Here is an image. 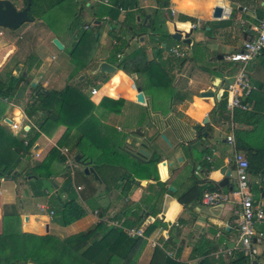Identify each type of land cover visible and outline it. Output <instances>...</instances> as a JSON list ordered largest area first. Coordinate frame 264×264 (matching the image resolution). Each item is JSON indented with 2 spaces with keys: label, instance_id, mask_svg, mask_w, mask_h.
<instances>
[{
  "label": "crops",
  "instance_id": "obj_1",
  "mask_svg": "<svg viewBox=\"0 0 264 264\" xmlns=\"http://www.w3.org/2000/svg\"><path fill=\"white\" fill-rule=\"evenodd\" d=\"M136 1L135 9L139 10L133 9V16L127 18V29L123 30V33L120 29L115 32L118 35L121 33V37L126 40L124 52L136 41L139 43L136 47L145 48L147 60L153 58L156 48L162 49L158 59L163 62L161 64L164 75L161 82L165 84L166 89L162 84L154 87L149 86L147 82L146 86L142 82V88L141 79L135 74H125L117 69V65L110 74L96 71L101 61L116 64L109 60L111 53H107L115 42L108 34L107 17L103 16L102 21L96 20L90 8L87 13L91 17L92 30L98 35L99 45L95 54V50L92 52L87 66L75 71L71 70L67 61L61 57L65 48L71 47V38L65 35V40L61 41L56 36L57 30L41 19L26 21V25L16 34L4 33L2 48L4 47L7 56L3 64L6 58H12L13 64L17 65L15 70L23 66L21 71L26 79L45 90H59L65 84L76 87L96 105L93 113L106 136L108 127H115V131L124 133L122 143L108 136L114 145L119 144L122 150L134 155L138 143L145 139L147 145L144 151L147 156L134 155V158L146 162L156 154L159 160L154 168L144 169L141 177L133 175L137 184H131L124 197L118 195L120 188L105 190L100 178L98 177V181L95 179L103 186L104 191L110 192L109 195L99 194L108 196L110 202L103 215H100L103 206L90 209L83 201L87 196H82V208L85 211L82 217L61 226L52 220L53 212L49 198L57 194L62 176H54V182L44 179L45 185L37 188L32 186L34 180L25 176V172L32 163L40 161L52 147L58 151L61 147H66L72 157L80 152L77 148L69 149L65 145H56L64 130L62 125L57 126L50 134L39 133L29 151L20 157L15 169L20 174L10 176L11 178H0V264H32L20 259L24 253L26 233L37 236L51 235L61 240L70 234L89 231L85 241L97 239L101 226H116L112 222H117L120 227L121 219L111 216L116 215L124 203L139 205L144 215L141 224L137 228L133 227L141 231V236H136L137 245L133 246L132 252L129 253V264H162L165 257H170L176 264H202L205 259L207 262L211 261L209 264H226L235 257L233 254L238 250V204L233 195L235 185L232 180L226 186L218 187L217 181L222 177L221 169L230 170L229 177L233 179L234 151L243 154L246 160L255 155L261 161L264 160V50L246 68L250 85L249 93L242 97L246 107L234 108L231 111L225 108L227 95L224 89L233 73V63L225 60L224 56L238 48L253 34L252 28L259 20L264 0H220L219 3L216 0H168V5L160 8L156 15L152 11L155 7L154 0H142V3ZM96 2L105 4L107 0ZM210 2L214 6H222L220 17H212L214 6L209 8ZM230 4H234V7H229ZM125 13L123 9L119 10L116 18L118 23L123 20ZM146 14L149 15L146 20L149 25L152 15L153 19L162 20L163 24L158 25L160 27H144L145 30H141V26L146 24L142 23ZM182 15L192 20H183ZM136 16L139 17L138 20ZM84 23L82 25H85ZM181 24H191L192 27L185 31L179 27ZM83 27L89 29L90 26ZM162 30L169 35L177 30L181 37L187 34L189 42L172 38L175 41L158 42L157 37ZM2 34L1 31L0 35ZM52 38L61 42L62 49H57L52 44ZM116 57L119 58V54H116ZM116 71L121 72L122 82L116 77L112 78ZM132 85L139 87L144 99L142 103L135 101ZM92 87L96 89L94 94H90ZM208 90L212 92V96L199 95L201 91ZM170 94L172 97L169 98ZM102 97L114 100L121 98L123 102L118 110L114 104L112 109L108 110L97 105ZM12 106L11 115L18 109L22 112L20 106ZM204 117L206 123L202 125ZM14 119L17 122L16 117H13L12 121ZM19 124L32 126L23 112ZM195 125L198 126L193 129ZM136 127L141 130L142 136L131 133ZM202 131L205 132L204 136ZM160 134H163L166 140L161 138ZM228 134L232 135L233 144L226 141ZM35 151L38 152L37 157L34 156ZM59 154L61 155L60 151ZM80 159L82 164L74 162L72 168L76 167L75 165L82 169L86 165L93 168L89 159L84 160L82 156ZM101 165L109 167L107 163ZM63 167L67 170L64 161ZM77 178H80L79 171ZM157 181L164 183L163 192L157 193ZM194 183L201 190L202 196L183 207L177 202L174 194L183 193ZM122 185L123 182H120L121 187ZM169 185L173 187V191L167 189ZM248 185L253 200L260 201L264 208V166L257 171L249 170ZM75 186L80 187L75 191L79 192L81 186L75 183L73 178L72 188ZM90 186L93 187L92 184ZM211 187H214V190H209ZM207 192H217L221 198L215 204H205L202 197ZM112 196L113 203L110 200ZM6 204H9V209H5L4 215ZM40 205L45 208L39 209ZM148 208L155 210L156 215L151 216ZM154 219L159 223H152ZM6 225L11 232H3V226ZM147 226L149 231L144 234V228ZM126 228L128 227H122V230ZM256 229L264 231V223L256 226ZM63 230H66L64 234ZM124 233L126 234L125 231ZM136 237L128 236L130 239ZM224 249L230 250V253H223ZM204 252L206 256H200ZM263 254L264 241L255 245L253 264H264Z\"/></svg>",
  "mask_w": 264,
  "mask_h": 264
},
{
  "label": "trees",
  "instance_id": "obj_2",
  "mask_svg": "<svg viewBox=\"0 0 264 264\" xmlns=\"http://www.w3.org/2000/svg\"><path fill=\"white\" fill-rule=\"evenodd\" d=\"M27 1L29 2L27 15L30 21L34 19H41L43 21V13L64 0H20L21 7ZM154 1L155 7L152 10L154 15L158 14L160 8L168 5V0ZM136 6V0H107L105 4L96 2L94 5H88L96 20L102 21L104 20L103 16L107 17L106 21L109 24L108 34L115 42L112 46L114 51L110 55L109 60L116 63L117 69L128 75L135 74L141 79V84L143 82L145 86L147 82L149 86L157 87L162 84V87H165V84L161 82V77L164 75L162 61L158 59L160 58L161 48H156L153 58L149 60L145 58V48L143 46L137 47L130 52L123 51L126 40L120 34L123 33V30L127 29L125 27L127 18L133 16V9ZM120 9H123L126 13L123 20L118 23L116 18ZM262 13L263 10L259 19L262 17ZM182 18L183 20L190 19L184 15H182ZM162 24V20H155L152 15L149 27H160ZM116 25L120 26L121 33L119 35L116 34L115 27H113ZM81 30H72L76 39L72 42L68 54L71 62L75 63L74 67L76 69L86 67L91 59L92 52L96 49V47L92 48L88 52L87 46L90 44L88 39L92 40L91 43L97 41L98 44V35L95 32L92 31L90 35H86L85 31L88 29L82 28ZM157 40L158 42H164L165 40L175 41L163 30L160 36L157 37ZM116 54H119V58L116 57ZM155 59H158V61L156 62ZM121 79L123 78L121 77ZM22 82L28 85L30 94L21 110L31 121L32 126H29L26 131L27 143L24 145L20 137L13 134L6 126L0 123V178L18 176L20 173L15 171V169L20 162V157L29 151L38 134H50L59 125H62L64 130L56 145H65L69 149L77 148L82 159H89L91 161L105 190L114 187L120 188L118 195H122L123 197L131 184H137L133 179V175L141 177L144 169L154 168L158 162L159 159L156 154H153L148 161L143 162L140 159H135L134 155L122 150L119 144L114 145L112 140L102 132L101 126L93 113L96 105L79 89L69 84H65L59 90H45L38 84L33 87L30 86V81L21 75V71L17 75L8 73L4 78L0 77V114L4 113L6 108L9 107L7 105L8 100L13 99L18 95V92L23 90L19 87ZM140 86L143 88V84ZM170 97H172L171 94L169 95ZM122 102L121 98L114 100L109 97H102L97 105L111 110L114 104L118 110ZM16 112H13L15 116ZM63 161L64 158L59 154L58 149L52 147L40 161L32 163L33 165L25 172V176L33 178L34 182L40 179L54 182V176H62V182L57 190V194L49 198V205L53 212L52 220L61 226H65L82 217L85 212L76 200L77 196L72 188L70 176L66 168L63 167ZM101 163H107L109 167L101 165ZM247 163L249 169H252V171H257L264 166V160L261 161L256 155L249 157ZM121 168L124 169L120 170ZM120 182H123L122 187L120 186ZM155 184L158 187L157 193L165 190L163 182L157 181ZM209 190H214V187H211ZM63 194L64 197H62ZM201 196L202 192L195 183L183 193L174 194L177 202L183 207L192 200H199ZM131 204L124 203L116 215L111 216L121 219L120 227L101 226L98 229L99 237L97 239L85 241V237L89 231L70 234L61 240L51 235L37 236L26 233L24 234V253L20 259L32 264H125L126 262L129 264V258L131 257L129 253L133 249V246L137 245L138 238H128L122 227L137 228L144 219L140 206ZM5 209H9V204L4 205V215ZM105 210L106 208H103L100 215H103ZM149 211L151 216L156 215L155 210L149 209ZM16 218L18 219V217ZM153 221L152 223H159L157 219ZM148 231L147 226L143 232L147 234ZM3 232L9 233L11 231L7 229L6 225L3 226ZM205 253L200 256L205 257ZM135 256L134 259H136ZM233 256L235 257L230 259L226 264H248L246 256L240 251H235ZM209 262L211 261L207 262L205 259L202 264H209ZM8 264H13V262H9ZM162 264H176V262L170 257H165Z\"/></svg>",
  "mask_w": 264,
  "mask_h": 264
},
{
  "label": "built area",
  "instance_id": "obj_3",
  "mask_svg": "<svg viewBox=\"0 0 264 264\" xmlns=\"http://www.w3.org/2000/svg\"><path fill=\"white\" fill-rule=\"evenodd\" d=\"M253 34L245 39L241 45L224 56V59L233 63V73L230 76L229 81L225 84L226 102L225 108L231 111L234 108H245L246 104L242 102V97L249 93L250 85L247 75V67L255 61L264 50V2L262 17L258 20V23L252 28ZM96 89L92 87L90 94H94ZM9 130L15 132L21 131L20 138L25 145L27 143L26 131L29 128L28 125L17 124L15 121L7 123ZM26 127V129H24ZM226 141L233 144V137L231 134L226 135ZM61 155L64 158V164L67 168L73 167L74 160L72 154L69 153L66 147L59 149ZM21 156V155H20ZM34 156H38V152H34ZM233 164V182L235 190L233 195L236 203L238 204L237 213V239L236 244L238 249L244 256L247 257L248 264H253L252 259L255 254V245L264 241V231L256 229V226L264 223V208L260 201H254L248 185L249 167L246 158L240 152L234 151L232 153ZM75 191L80 189L79 186H75ZM221 198V195L217 192H207L203 195L202 201L205 204L212 205ZM43 205L39 206V209H44ZM117 226V222H112ZM126 235L129 237L141 236V231L135 228L124 229ZM225 254H229L230 250Z\"/></svg>",
  "mask_w": 264,
  "mask_h": 264
},
{
  "label": "rangeland",
  "instance_id": "obj_4",
  "mask_svg": "<svg viewBox=\"0 0 264 264\" xmlns=\"http://www.w3.org/2000/svg\"><path fill=\"white\" fill-rule=\"evenodd\" d=\"M10 1L13 3L14 6H16V8L21 7L20 0H10ZM95 2H96V0H64L60 4H57L55 7H53L52 9L46 10L42 15V19H43L44 23H46L49 27H53L57 30L56 36L58 39L63 41V40H65V38H66L65 35H66V36H68V38L70 37L71 42H73L76 39V37H74V35H73V31H72L73 29L81 30L83 28L86 30V28H84L83 26H87V27L90 26V28L88 27L89 29L85 31V34L90 35V33H92L93 25L91 22V17L88 14L89 13L88 4L94 5ZM139 2L142 3V0H139ZM26 23L27 22H23L21 25L18 26L19 28L18 27L15 28V29H17L15 31L13 29L3 28L0 26V32L2 31V33H3L2 35H0V66H2L0 69V77L1 78H4L5 75L8 73H12L13 75H17L21 71V69H23V66H21L19 69L15 70L14 67L17 65L13 64L12 58L10 60H9V58H6V60H5L6 62L3 64L4 59L7 56V53L4 51L5 50L4 47L2 48V42L4 41L3 40V37L5 36L4 33L16 34L21 27H24L26 25ZM82 23H84L85 25H82ZM73 25H74V27H73ZM137 26H139V25H137ZM105 27H107V25H105ZM113 27H115V31L117 29H120L117 26H113ZM122 27H124V26H122ZM126 27H128V26H126ZM133 27H134V25H133ZM141 27H142L141 30H143V29L145 30V28L143 26H141ZM122 30H123V28H122ZM88 42L90 43L87 46L88 52L92 48L93 49L95 47H96V49L98 48L99 43L97 44V41L91 43L92 40L88 39ZM98 42H99V40H98ZM137 45H139V43L137 41L134 42V45H132L131 48H128L126 52H130L133 49L137 48L136 47ZM70 48H71L70 46L65 48L64 54L61 57L65 59L64 61H67V64H68V66H70L71 70L75 71L76 70V68L74 67L75 63L73 61L71 62V60H69V56L67 57V54H69V52H70ZM96 49L94 51V54L96 52ZM113 51H114V49L110 48V49H108L107 53L112 54ZM2 59H3V61H1ZM117 71L114 74H112V78L116 77L120 81L121 80V72H117ZM22 72L23 71H21V73ZM87 74H88V72H87ZM116 74H118V75H116ZM120 82H122V81H120ZM29 85H30V83H29ZM19 87L22 88L23 91L21 90L22 92L20 94L16 95V97H14L13 99H11V100L9 99L8 103H7V105L9 107L6 108L4 113L0 114L1 115L0 116V123L2 125L6 126L8 129H9V126L7 125V122L4 120V118H8V119L12 120L13 117H16L14 113H12V115L10 114V112L12 111V107H13L12 104L22 107L24 102H26L29 98L28 93L30 92V90H29L28 85L25 82H22V83H20ZM24 98H27V100L25 101ZM14 121H15V119H14ZM114 128L115 127H112V128L108 127L107 135L112 137L115 141H117L119 143V142L123 141L124 133L123 132H117V131H115ZM12 133L17 135L18 137L21 136L20 130H17V131L12 132ZM120 153H122V151H120ZM75 166L76 167L72 168V174H71V169H69V168H67V172L70 176L71 184H72V179L74 178L75 183H77L81 186V190L79 192H75V190H74L75 188L73 189L76 196H77L76 200L81 205V207H82V196H87L85 199H83V201L86 203L87 207L90 209L92 207H97V206H99V207L103 206L104 208L108 207L110 204V202L107 199L108 196H100L99 194L103 193V194L109 195L110 192L104 191L103 186L99 185L97 182L99 179L94 178L91 173H85L83 171L82 167H80L79 165H75ZM78 171H79L80 178H77ZM232 176H234V173ZM45 181H44V179L36 180L35 182L32 181V186H34V187L36 186L37 188L41 187V186L45 185V183H46ZM89 183L92 184L94 188L91 187ZM82 188H83V190H82ZM62 197H64V194L62 195ZM110 200L113 203L114 196H112ZM44 214L47 215V212H45ZM65 231L63 230V234L65 233Z\"/></svg>",
  "mask_w": 264,
  "mask_h": 264
},
{
  "label": "water",
  "instance_id": "obj_5",
  "mask_svg": "<svg viewBox=\"0 0 264 264\" xmlns=\"http://www.w3.org/2000/svg\"><path fill=\"white\" fill-rule=\"evenodd\" d=\"M28 7H29L28 1L26 2V4L23 7L16 9V7L12 4V2L10 0H0V26L8 28V29H15L19 25H21L23 22L29 21L30 18L27 15ZM229 7H234V4H230ZM228 11H229V9H227V12ZM221 13H222V6L221 5H215L213 7V10H212V17H216V18L220 17ZM138 18L139 17L136 16L137 20H138ZM148 18H149V15L146 14L142 19V23L146 22V20H148ZM149 26H150L149 22H146V27H149ZM170 37L172 39H175V40L181 39L183 42H186V43L189 42L187 34H183V37H181V33H179L177 30H174L170 34ZM51 42L57 49H62V44L58 39L52 38ZM115 67H116V64H110V63H107L105 61H101V62H99L96 71L110 74L114 71ZM21 75L24 76V72H22ZM30 86L33 87V86H35V84L33 82H30ZM132 88H134V91H135V94H134L135 101L142 103L144 101V99H143V95H142L139 87L132 85ZM199 95L200 96H212V92L209 90L208 91H201L199 93ZM4 120L7 123H9L11 121L8 118H4ZM205 123H206V117H204L201 121L202 125H204ZM197 126L198 125H195L193 127V129L197 128ZM24 129H26V127ZM131 133L138 135V136H142V132L138 127L131 130ZM204 135H205V132L202 131V136H204ZM160 136H161V138L166 140L163 134H160ZM146 145H147V142L145 139H143L141 143H138V149H136L134 155L139 156V157L147 156V153L144 151ZM129 150H130V148H129ZM80 157H81L80 153H76L73 157L74 162L78 163V164H82V160L80 159ZM83 171L85 173H91L94 178L98 179V176L92 167H89L87 165L83 166ZM220 173L222 174V177L219 181H217L218 187L226 186V184L228 182H231L233 180L232 178L229 177L230 176V170L221 169ZM167 189L172 190V191L174 190L173 187H171L170 185L167 186ZM161 217H162V215H161ZM262 259L264 260V254L262 255Z\"/></svg>",
  "mask_w": 264,
  "mask_h": 264
},
{
  "label": "clouds",
  "instance_id": "obj_6",
  "mask_svg": "<svg viewBox=\"0 0 264 264\" xmlns=\"http://www.w3.org/2000/svg\"><path fill=\"white\" fill-rule=\"evenodd\" d=\"M216 2L219 3L220 0H216ZM208 6H209V8H212L214 6V4L210 2ZM179 27H181L185 31H187V30H189L192 27V25L191 24H181V25H179ZM21 117H22V112L18 109L17 112H16L17 124L20 123ZM169 218H171V216Z\"/></svg>",
  "mask_w": 264,
  "mask_h": 264
},
{
  "label": "flooded vegetation",
  "instance_id": "obj_7",
  "mask_svg": "<svg viewBox=\"0 0 264 264\" xmlns=\"http://www.w3.org/2000/svg\"><path fill=\"white\" fill-rule=\"evenodd\" d=\"M146 26V24H144Z\"/></svg>",
  "mask_w": 264,
  "mask_h": 264
}]
</instances>
